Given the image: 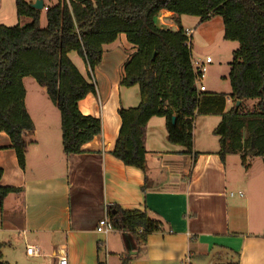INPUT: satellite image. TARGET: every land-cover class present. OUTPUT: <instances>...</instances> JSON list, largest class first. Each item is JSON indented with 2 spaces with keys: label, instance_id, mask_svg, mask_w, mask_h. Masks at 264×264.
Wrapping results in <instances>:
<instances>
[{
  "label": "crops",
  "instance_id": "1",
  "mask_svg": "<svg viewBox=\"0 0 264 264\" xmlns=\"http://www.w3.org/2000/svg\"><path fill=\"white\" fill-rule=\"evenodd\" d=\"M42 1L43 12L57 2ZM15 16V0H0V24L8 25ZM186 17L161 12L158 24L176 30L177 20L184 30H191L183 24ZM22 19L23 25L29 23ZM210 22L193 21L191 27L197 31ZM219 32L223 35V25ZM230 43L235 51L238 44ZM134 53L124 35L102 46L101 62L92 73L96 94L78 103L83 116L100 120L101 133L80 154H63L58 110L50 100L29 99L25 88L24 106L33 130L22 135L24 170L17 165L7 135L0 133V187L20 190L0 203L2 261L57 264L64 256L68 264H125L126 258V264H264V158L247 157L243 162L237 154L220 159L218 137L213 135L220 116L194 118L191 154L167 142L164 119L151 118L144 130V173L111 155L120 129L118 110L134 108L140 101L137 86L119 85ZM70 61L86 78L84 61ZM210 64L212 60H204L195 68L191 62L196 71ZM203 93L225 96L221 113L233 106L230 92L205 88ZM109 205L148 211L163 222V230L136 249L128 234L111 229L104 234L98 228L100 221H107ZM28 247L37 255L28 256Z\"/></svg>",
  "mask_w": 264,
  "mask_h": 264
},
{
  "label": "trees",
  "instance_id": "2",
  "mask_svg": "<svg viewBox=\"0 0 264 264\" xmlns=\"http://www.w3.org/2000/svg\"><path fill=\"white\" fill-rule=\"evenodd\" d=\"M34 1L15 0L17 18L29 19L28 24H0V133L7 135L21 170L25 167L22 135L33 130L24 106L23 79H33L58 110L63 154H80L100 135L101 122L83 116L78 103L96 94L92 73L101 62L102 46L119 35L135 47L119 85L137 86L140 101L117 112L120 129L111 152L115 159L145 172L144 130L153 117L164 119L169 144L191 154L194 118L203 114L220 116L213 130L220 159L237 154L243 162L247 157L264 158V0H57L44 12L32 8ZM161 12L198 18L201 23L219 17L222 39L238 44L229 64L228 99L233 106L227 112L219 108L224 95L196 90L191 44H186L179 21L174 22L176 30L158 24ZM70 53L84 61L86 78L70 61ZM247 101L256 103L243 112ZM19 191L0 187V203ZM106 213L109 229L128 234L136 249L149 235L163 230V222L151 218L148 211L109 205ZM0 264H7L1 256Z\"/></svg>",
  "mask_w": 264,
  "mask_h": 264
},
{
  "label": "rangeland",
  "instance_id": "3",
  "mask_svg": "<svg viewBox=\"0 0 264 264\" xmlns=\"http://www.w3.org/2000/svg\"><path fill=\"white\" fill-rule=\"evenodd\" d=\"M42 19L43 17L41 20ZM183 19V24L191 30H193L191 27L193 25V21H196V24L199 23L197 20L189 21L187 17ZM210 19L211 22L207 26H203L197 31H195V29L193 30L194 34L191 36L192 38H190L191 62L196 68L197 64H201L204 62L206 57H209L212 60V64L206 67V71L204 73L205 77L202 80V84L206 88V92L227 94L230 92L227 72L228 63L232 58L231 53L234 50L232 49L233 44L222 39V32H219L220 25L222 30V20L215 16ZM22 21V18H17L15 16L7 23L8 25H6V27H13L16 25L23 26ZM68 56L69 59L74 62L78 59L75 53H70ZM25 88L29 99L38 98L43 101H49L44 90H42L33 79L26 78L24 80V89ZM255 103V101L245 102L243 112L252 110Z\"/></svg>",
  "mask_w": 264,
  "mask_h": 264
},
{
  "label": "built area",
  "instance_id": "4",
  "mask_svg": "<svg viewBox=\"0 0 264 264\" xmlns=\"http://www.w3.org/2000/svg\"><path fill=\"white\" fill-rule=\"evenodd\" d=\"M184 34H185V37L187 38V42L186 44L189 45L190 44V37H191V34H192V31L191 30H184ZM189 36V37H188ZM211 62V59L209 57H206L205 59V64H209ZM206 69L205 67H200V70L197 71V76L195 77V80H194V84H195V88L198 92H201L203 93L205 91V88L203 85H201V82L202 80L204 79ZM232 196V195H230ZM98 228L104 233V234H107L110 229L109 227L107 226V221L106 220H102L98 223ZM26 254L28 256H35L37 255V250L34 249L33 247H28L26 249ZM57 264H68L67 263V260L64 256L62 257H59L58 261H57Z\"/></svg>",
  "mask_w": 264,
  "mask_h": 264
},
{
  "label": "water",
  "instance_id": "5",
  "mask_svg": "<svg viewBox=\"0 0 264 264\" xmlns=\"http://www.w3.org/2000/svg\"><path fill=\"white\" fill-rule=\"evenodd\" d=\"M32 8H33V9H36V10H39V11L43 10V1H42V0H35L34 3L32 4ZM239 104H240V103L237 102V103H236V107H238ZM173 120H174V119H173ZM128 247L131 248L132 246L130 247V245H129V243H128ZM126 251H127V253H128L129 255L132 254L131 249H126Z\"/></svg>",
  "mask_w": 264,
  "mask_h": 264
}]
</instances>
